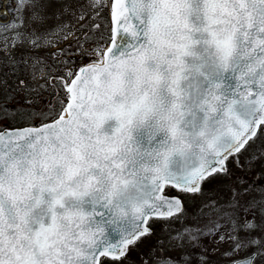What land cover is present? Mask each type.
<instances>
[{
  "label": "snow or ice",
  "instance_id": "6c2138e0",
  "mask_svg": "<svg viewBox=\"0 0 264 264\" xmlns=\"http://www.w3.org/2000/svg\"><path fill=\"white\" fill-rule=\"evenodd\" d=\"M13 2L0 264H264V0Z\"/></svg>",
  "mask_w": 264,
  "mask_h": 264
},
{
  "label": "rangeland",
  "instance_id": "374dc122",
  "mask_svg": "<svg viewBox=\"0 0 264 264\" xmlns=\"http://www.w3.org/2000/svg\"><path fill=\"white\" fill-rule=\"evenodd\" d=\"M10 2H11L12 7H15V3L13 2V0H10ZM0 3H3V0H0ZM0 19H2V18H0ZM8 19H12V14H11V13H9ZM7 30H8V29H7L6 27H0V37H2L3 34H4ZM0 42H2V41H0Z\"/></svg>",
  "mask_w": 264,
  "mask_h": 264
}]
</instances>
